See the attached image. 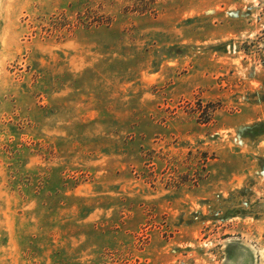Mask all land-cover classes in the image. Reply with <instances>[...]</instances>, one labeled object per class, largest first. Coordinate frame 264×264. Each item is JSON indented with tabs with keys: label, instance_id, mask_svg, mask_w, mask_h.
I'll return each mask as SVG.
<instances>
[{
	"label": "rangeland",
	"instance_id": "1",
	"mask_svg": "<svg viewBox=\"0 0 264 264\" xmlns=\"http://www.w3.org/2000/svg\"><path fill=\"white\" fill-rule=\"evenodd\" d=\"M0 264H264V0H0Z\"/></svg>",
	"mask_w": 264,
	"mask_h": 264
}]
</instances>
